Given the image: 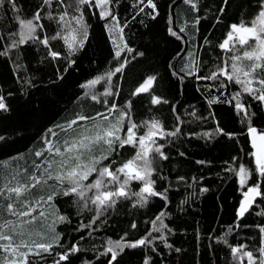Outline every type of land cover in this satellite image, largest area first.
Masks as SVG:
<instances>
[{"label":"trees","instance_id":"1","mask_svg":"<svg viewBox=\"0 0 264 264\" xmlns=\"http://www.w3.org/2000/svg\"><path fill=\"white\" fill-rule=\"evenodd\" d=\"M153 2L155 10L146 6L147 0L143 4L140 0H112L110 8L119 22L115 28L112 17H100L99 8L80 5L87 23V39L74 52L63 39L70 29L59 21V16L67 12L70 20L73 15H79L75 0L47 3L45 0H3L0 5V95L8 106L7 111H0V137H3L0 139V186L9 181L13 185L17 181L23 183L28 173L39 175L34 163L41 164L45 157H53L45 152L44 157L38 158L34 153L44 149L46 136L61 143L74 136L84 122L68 133L56 125L66 127L78 115L105 113L115 120L119 111H125L129 118L122 121V136L131 123L138 125L137 137L144 135L154 120L160 122L165 132L180 129L175 136L156 137L167 159L153 152L155 171L151 179L155 181L154 189L163 196H149L146 203H138L139 198L130 194L103 209L98 217L96 206L89 203L84 208L83 201L77 203L79 197L75 194L54 196L51 208L44 205V210L51 213L47 224L56 221L53 226L60 234L59 243L49 253L30 254L29 264H54L73 246L79 251L71 253L60 264H110L111 253L107 252L110 240L123 238L125 242H134L145 237L150 243L144 246L125 248L122 252L117 249L119 254L111 264H145V261L148 264H244L248 262L247 257L241 262L234 259L231 251L240 245L246 246L242 251L260 256L257 250L264 237L260 230L264 227V195L254 198L242 218L238 211L249 187L259 185L260 192L264 193V176L259 174L254 162L248 131L254 127L264 132V102L255 98L258 93L244 92L240 85L223 75L215 80L197 77L208 76L236 54L219 45L227 38L232 24H249L264 8V0ZM37 12L38 21L34 19ZM21 20H33L37 25L31 38L27 37ZM72 27L78 25L73 21ZM120 27H123L122 33ZM169 29L178 36L172 35ZM22 33L25 42L19 43ZM57 33L61 35L53 39ZM44 39L48 40L47 45ZM117 45L121 46L119 57L115 55ZM52 52L59 55L53 57ZM121 66L122 70L115 72ZM194 67L196 72L189 75ZM109 72L113 73L110 78ZM150 76L155 80L149 91L138 93L136 90ZM97 77L103 79L91 87H83ZM222 84L226 87H221ZM252 87L260 86L253 84ZM106 92L111 94L104 95ZM237 92L248 116L235 107L237 101L233 97ZM91 94H96L99 102L92 100ZM154 97H160L162 102L153 103ZM113 104L119 111L108 113ZM92 123L87 122L88 126ZM49 128L58 136L51 137ZM218 128L229 135L218 132ZM136 151L131 146H117V151L103 164L115 161L112 164L115 170ZM241 165L250 172L243 185L238 175ZM96 178L97 174L93 173L84 183H92ZM124 178L121 175V180ZM54 183L49 181L48 185L37 186L22 199L46 197L54 190L50 187ZM141 187L142 182L135 180L128 185L130 193L139 192ZM8 202L11 201L0 198V205ZM0 212L5 220L18 219L2 208ZM161 212L164 216L156 220ZM59 215L67 216L68 220L58 221ZM24 227L25 231H47L46 226L40 229L39 222ZM4 255L0 250V256Z\"/></svg>","mask_w":264,"mask_h":264},{"label":"snow or ice","instance_id":"2","mask_svg":"<svg viewBox=\"0 0 264 264\" xmlns=\"http://www.w3.org/2000/svg\"><path fill=\"white\" fill-rule=\"evenodd\" d=\"M45 2L47 3L49 0H45ZM144 2L145 0H140L141 4ZM187 2L192 3V0H187ZM2 4L3 0H0V5ZM75 4L77 11H80V5H94L100 9L99 15L102 19L112 17L114 21L112 27H117L119 23L118 18L110 8L112 0H75ZM146 6H150L153 10L156 9V4L153 0H147ZM13 7L15 8L14 2ZM193 7L195 8L194 3ZM67 17L68 13L64 12L59 16V21L63 22L64 26L70 29L69 34L63 36V39L68 44L69 49L74 52L77 48H82L84 41L87 39V31L85 30L87 23L84 20L82 11H80L79 15H73L70 20ZM34 19L37 21L40 19L39 12L35 14ZM73 21L78 27H72ZM20 24L27 30V37L31 38L37 25L33 23V20H21ZM119 31L122 33L123 27H120ZM169 31H171L172 35L178 36L177 32L171 29ZM60 35V33H57L56 36H53V39H56ZM24 42L25 34L22 33L19 43ZM43 43L47 45L48 40L44 39ZM15 46L16 44L14 43L13 47ZM120 47V45H117L116 57L121 55ZM123 47L127 48V45H123ZM219 47L227 52H235L236 54L232 55L229 60L224 62L222 67L218 66L217 70L211 72L208 76H198L197 78L201 80H215L223 75L228 81L240 85L244 92L250 94L258 93L255 98L264 102V10L260 11L249 24H232L231 30L227 33V38ZM127 50L129 52L132 51L131 48ZM58 55L59 53L52 52L53 57ZM229 61L231 62L230 64ZM71 63H75V61ZM121 70L122 66L117 67L115 72H120ZM195 72L196 68L194 67L189 75ZM107 75L110 78L113 73L109 72ZM101 79L103 77H97L83 87H91L99 83ZM154 80L155 77H148L136 91L138 93L149 91ZM253 84H258L260 87L253 88ZM221 87H226V85L222 84ZM109 94L111 93H104V95ZM85 95H88V93H85ZM239 97V92L234 94L233 98L237 101L235 107L238 112H243L245 116H248V110L245 105L239 102ZM91 99L99 102L96 94H91ZM161 102L160 97L153 98V103L159 104ZM163 102L167 103V101ZM104 103L106 104L107 101ZM7 110L8 106L5 98L3 95H0V111ZM117 111L119 110L115 104L108 108V113H115ZM126 118H129V114L125 111H119V115L115 120L105 113H97L96 116L78 115L75 119L69 121L66 127L65 125H56L61 131L68 133L70 130H74V126L80 124V122H84L80 124V129L76 130L74 136L64 139L62 143L59 139L54 140L47 136L44 138V149L36 151L34 155L38 158L44 157L45 152H47L53 159L45 157L41 164L34 163L35 171L39 172V175H36L35 172L28 173L23 183L17 181L13 185L9 181L0 186V198L11 201L0 205V208L11 216L18 218L16 221L5 220L2 212H0V221H2L0 222V250L5 253L4 256H0V264H29L28 256L30 254L40 256L42 253H49L53 245L59 243L60 234L55 231V227L53 226L56 221H53V224H47L51 213H46L44 210V205H48L51 208V202L56 195L70 196L75 194L79 197L77 203L83 201L82 206L84 208H88L89 203L96 206L97 217L102 214L103 209L113 206L119 198H127L130 194L139 198L138 203H146L149 196L164 195L154 189L153 185L155 181L151 179L152 173L155 171L152 167L153 152L158 154L160 158L167 159V156L162 151L163 145L156 143V137L159 136L163 139L167 136H175L180 129L177 127L174 131L165 132L160 122L154 120L150 122L144 135L137 137L136 129L138 125L131 123L126 133L122 136V121ZM88 121L93 122L91 126H88ZM217 131L224 135H229L223 132L222 129L218 128ZM248 131L252 136V147L255 149L252 153L254 162L259 174L264 176V132L257 133V129L254 127H249ZM48 132L53 138L58 136V133L51 128L48 129ZM205 135H210V133H205ZM0 139H3V137H0ZM117 146L119 148L131 146L137 149V151L132 158L127 159L113 170L112 164L115 161H112L110 164H103V161L108 160L110 154L117 151ZM55 157H59L60 159L56 160ZM199 163L204 162L200 161ZM54 165L55 170H53ZM24 171L27 173V169ZM93 173L97 174V178L94 182L85 184L84 181L88 180ZM121 175L125 177L123 180H121ZM238 175L240 183L242 185L245 184L250 175L249 169L241 165ZM12 179L15 180L16 176H13ZM133 180L142 182L139 192L130 193L128 185ZM49 181L55 182L53 185H50L54 190L46 197L41 195L34 200L22 199V197H25L37 186L48 185ZM203 191H207V189H203ZM89 192L93 194L88 196L87 193ZM261 195H264V193L260 192L259 185L249 187L244 193V200L241 202L238 216L242 218L251 207L254 198ZM17 205H20L19 209ZM163 216L164 213L161 212L156 217V220H161ZM57 220L66 222L68 217L59 215L57 216ZM38 222L40 229H45L46 226L47 231H32L30 229L25 231V225H34ZM153 223L155 224V221ZM82 227H88V225H83ZM132 227L135 228L136 225L133 224ZM260 230L264 233V227H261ZM25 236H27V239H25ZM33 236L39 237V239H33ZM262 242H264V237H262ZM146 243H150L147 237L134 242H125L123 238L118 241L110 240L107 252L111 253V261H115L119 254L116 251L117 249L122 252L125 248H136L144 246ZM245 247V245H240L231 249L234 259L242 262L243 258L247 257L248 264H257V260H259V264H264V247H260L257 250L260 253L259 257L254 256L252 251H242ZM78 251L79 248L73 246L61 254L59 260L55 261L54 264H60V261H67L71 253ZM145 264H148V262L145 261Z\"/></svg>","mask_w":264,"mask_h":264},{"label":"rangeland","instance_id":"3","mask_svg":"<svg viewBox=\"0 0 264 264\" xmlns=\"http://www.w3.org/2000/svg\"><path fill=\"white\" fill-rule=\"evenodd\" d=\"M262 10H264V8L262 9ZM237 47H239V45H237ZM147 80V78L144 80V82ZM143 82V83H144ZM142 83V84H143ZM257 133H261V132H259V131H257ZM252 138V137H251ZM255 151V149L253 148V152ZM261 247H264V242L262 243V246ZM244 264H248V262H246V263H244Z\"/></svg>","mask_w":264,"mask_h":264},{"label":"water","instance_id":"4","mask_svg":"<svg viewBox=\"0 0 264 264\" xmlns=\"http://www.w3.org/2000/svg\"><path fill=\"white\" fill-rule=\"evenodd\" d=\"M252 137V136H251Z\"/></svg>","mask_w":264,"mask_h":264}]
</instances>
